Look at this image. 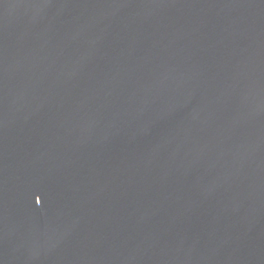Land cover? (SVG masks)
<instances>
[{"label": "water", "instance_id": "95a60500", "mask_svg": "<svg viewBox=\"0 0 264 264\" xmlns=\"http://www.w3.org/2000/svg\"><path fill=\"white\" fill-rule=\"evenodd\" d=\"M0 264H264V0H0Z\"/></svg>", "mask_w": 264, "mask_h": 264}]
</instances>
